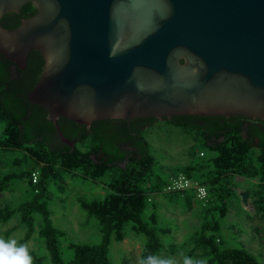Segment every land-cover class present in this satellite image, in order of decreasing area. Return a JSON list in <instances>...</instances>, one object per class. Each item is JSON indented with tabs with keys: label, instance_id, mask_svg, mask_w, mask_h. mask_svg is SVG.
<instances>
[{
	"label": "water",
	"instance_id": "1",
	"mask_svg": "<svg viewBox=\"0 0 264 264\" xmlns=\"http://www.w3.org/2000/svg\"><path fill=\"white\" fill-rule=\"evenodd\" d=\"M28 3L34 16L2 25ZM33 51L28 98L59 132L60 118L264 121V0H0V55L25 70Z\"/></svg>",
	"mask_w": 264,
	"mask_h": 264
},
{
	"label": "trees",
	"instance_id": "2",
	"mask_svg": "<svg viewBox=\"0 0 264 264\" xmlns=\"http://www.w3.org/2000/svg\"><path fill=\"white\" fill-rule=\"evenodd\" d=\"M36 13V7L28 3L19 14H7L1 23L13 30L23 19ZM43 69L38 51L31 52L25 70L0 55V152L6 155L20 151L29 159L24 170L0 177V192L13 181H25L28 187L26 199L0 212V224L18 216L26 227L20 243L36 237L43 240L46 254L30 250L33 264H67L60 245L66 232L54 223L51 187L59 186L63 190L64 174H78L83 181L104 185L108 193L103 199L78 196L81 210L88 219L97 222L100 242H71L73 256L68 264H114L110 258L111 245L114 241L123 242L129 230L145 238L141 258L149 254L161 256L163 240L158 232L161 217L158 206H150L151 195L164 196L171 203L194 197L164 193L169 178L155 175L158 160L144 128L153 125L156 119L99 121L93 123L90 135L86 126L60 118L58 126L67 140L64 142L48 119V111L28 98ZM166 121L196 131L199 142L211 153L207 158L203 151L193 152L195 160L173 173H185L209 191L206 204L198 201L200 222L185 241L189 247L187 256L196 259L201 252L211 259V264H261L248 251L230 247L223 230L229 213L228 200L233 196L228 186L230 179L246 177L249 165H254L257 185L264 191V121L243 116H178ZM87 142V150L83 151L79 145ZM3 164L0 158V165ZM114 171L117 174L109 177ZM34 173L38 174L36 183ZM257 203L264 213V195Z\"/></svg>",
	"mask_w": 264,
	"mask_h": 264
},
{
	"label": "rangeland",
	"instance_id": "3",
	"mask_svg": "<svg viewBox=\"0 0 264 264\" xmlns=\"http://www.w3.org/2000/svg\"><path fill=\"white\" fill-rule=\"evenodd\" d=\"M145 136L158 160L155 175L164 179L193 162L195 160L193 152L203 151L207 158L211 156L207 148L199 142L196 131L176 127L166 120L146 128ZM87 144L88 142L79 146L85 151ZM0 158L4 161V164L0 165V177L24 170L29 163L28 155L20 151L6 155L0 152ZM197 160L200 161L199 158ZM116 174V171L111 172L109 177ZM64 179L66 186L63 190L59 186L51 187L53 199L50 208L53 211L55 225L66 232V237L60 239V245L63 258L68 264L73 256L69 248L71 242L89 244L100 242L97 222L88 219L86 213L81 210L77 201L78 196H84L88 200L103 199L108 190L104 185L83 181L78 174H64ZM257 184L254 165H249L246 177L235 176L229 180L228 186L233 196L228 200L229 213L224 223L223 237L230 247L242 248L264 264V213L257 203L259 197L264 195V191ZM246 192L249 193L247 208L238 200L241 194ZM27 193L25 181H13L8 184L6 190L0 192V212L16 207L27 198ZM151 198L150 206L157 205L161 217L158 229L163 240L161 256L175 257L182 264L183 255H187L189 250V247L185 246V241L200 222L201 205L195 198H189L182 203H171L161 195H151ZM25 232L26 227L18 216L6 224H0V237L5 239L14 238L20 243ZM144 242L143 236H136L129 230L123 242L112 243L111 260L114 264H138ZM28 245L30 250L41 255L46 254L44 242L40 238H34ZM196 259H205L207 264H211V259L201 252L197 253Z\"/></svg>",
	"mask_w": 264,
	"mask_h": 264
},
{
	"label": "clouds",
	"instance_id": "4",
	"mask_svg": "<svg viewBox=\"0 0 264 264\" xmlns=\"http://www.w3.org/2000/svg\"><path fill=\"white\" fill-rule=\"evenodd\" d=\"M0 264H33L28 243H19L14 238L0 237ZM138 264H181V261L172 256L149 254L140 258ZM182 264H207V261L183 255Z\"/></svg>",
	"mask_w": 264,
	"mask_h": 264
},
{
	"label": "built area",
	"instance_id": "5",
	"mask_svg": "<svg viewBox=\"0 0 264 264\" xmlns=\"http://www.w3.org/2000/svg\"><path fill=\"white\" fill-rule=\"evenodd\" d=\"M203 155V154H202ZM38 181V174H33V182ZM166 194H181L183 196L192 194L193 197L204 204L209 199L208 188L203 185L200 181L189 178L185 173H178L172 175L164 188Z\"/></svg>",
	"mask_w": 264,
	"mask_h": 264
},
{
	"label": "flooded vegetation",
	"instance_id": "6",
	"mask_svg": "<svg viewBox=\"0 0 264 264\" xmlns=\"http://www.w3.org/2000/svg\"><path fill=\"white\" fill-rule=\"evenodd\" d=\"M42 59H43V57H42ZM43 62H44V60H43ZM166 120V119H165ZM159 121H162V120H157L156 119V121L154 122V123H156V122H159ZM153 123V124H154ZM150 126V125H149ZM149 126H146L145 128H144V130L146 129V128H148ZM61 130V129H60ZM88 132H89V134L91 135V134H93V130H92V126L90 127V128H88ZM58 134H59V136H60V138H61V140L62 141H67L66 139H65V137L63 136V134H62V132H59L58 131Z\"/></svg>",
	"mask_w": 264,
	"mask_h": 264
},
{
	"label": "crops",
	"instance_id": "7",
	"mask_svg": "<svg viewBox=\"0 0 264 264\" xmlns=\"http://www.w3.org/2000/svg\"><path fill=\"white\" fill-rule=\"evenodd\" d=\"M172 175H174V174H169V175H168V178H170ZM188 199H189V198H188ZM238 200L242 202V198H241V197H240ZM250 203H251V199H250ZM242 205H244L243 202H242ZM244 206L247 208L246 205H244Z\"/></svg>",
	"mask_w": 264,
	"mask_h": 264
}]
</instances>
